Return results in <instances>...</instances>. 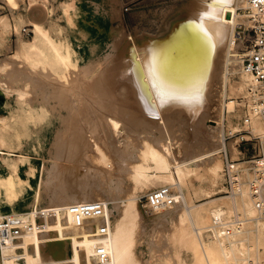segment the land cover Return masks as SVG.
Masks as SVG:
<instances>
[{
    "label": "bare ground",
    "instance_id": "1",
    "mask_svg": "<svg viewBox=\"0 0 264 264\" xmlns=\"http://www.w3.org/2000/svg\"><path fill=\"white\" fill-rule=\"evenodd\" d=\"M4 1L11 9L18 2ZM246 7V0H186L180 7L182 15L166 24L165 30L127 37L116 45L109 64L97 71L95 67L72 70L41 25L29 23L34 36L44 38L63 63L67 73L62 77L43 71L40 63L32 60L27 44L19 42L18 24L14 26L16 49L10 54L11 61L0 62V106L12 93L23 102L42 96L63 108L65 115L48 157L38 158L40 170L32 168L30 177L36 179V185L31 207L6 214L20 217L25 227L16 242L0 246V264H92L89 254L94 240L89 230L98 226L102 217L88 219V230L78 228L66 206L96 199L108 202L110 232L102 245L111 264H147L145 244L156 241L159 247L162 242L164 247L159 250L163 251L168 245L166 238L191 254L190 264H262L264 212L256 209L246 189L228 196L207 195L206 201L192 204L189 190L183 188L200 171L214 181L218 172H223L219 158L222 156L223 162V149L246 170L248 161L240 156L238 147L240 137L251 140V135H258L257 151L264 142V115L252 110L254 80L242 69L237 52L247 25L246 12L240 14L238 9ZM8 20L0 16V26L6 27ZM17 64L22 71L13 70ZM9 72H15L16 78L24 75L25 84L13 86ZM235 76L237 80L230 83L229 78ZM233 88L247 99L242 125L225 124L226 113L243 104L226 101ZM34 110L29 106L25 117H34ZM209 114L215 120L207 129L201 120ZM19 117L0 114V165L4 155L16 159L4 161L10 172L0 176V198L10 207L21 199L20 185L28 183L18 170L29 157L16 152L19 147L11 138V131L20 126ZM245 130H249V137L241 134ZM236 133L240 135L226 141ZM175 148L184 157H178ZM101 173L123 175L112 182L118 192L124 191L121 198L115 199L111 193L108 198L102 191L103 183L91 178ZM125 179L132 184L130 188L124 186ZM148 184L169 186L174 203L157 209L141 203L133 192ZM43 193L47 201L40 205ZM37 207L54 209L51 216L42 219L43 230L34 220ZM237 216L246 219L241 230L229 234L215 231L214 222ZM164 224L169 228L162 237L158 231ZM164 264L185 263L173 247L165 254Z\"/></svg>",
    "mask_w": 264,
    "mask_h": 264
},
{
    "label": "rangeland",
    "instance_id": "2",
    "mask_svg": "<svg viewBox=\"0 0 264 264\" xmlns=\"http://www.w3.org/2000/svg\"><path fill=\"white\" fill-rule=\"evenodd\" d=\"M33 1L34 0H32V2L31 0H18V2L16 1L18 4L13 3L12 9L8 6V10L6 1L0 0V16L5 15L6 18L9 19L8 22H10L6 27L0 26V62L11 61L10 56L13 55L17 45L16 42L18 41L14 26L18 24L17 29L20 30L18 33L19 42L22 41V45H28L24 46L29 50L32 60L40 63L43 71H50L55 76L62 77L63 74L66 75L67 73L63 67V63L56 55L53 54L48 42L44 38L34 36L35 32L32 30V27L28 25L30 19L41 25L46 34L56 44L57 49L65 56V59L72 70H79L83 67H88V69L95 67V71H97L100 67H106L109 64L111 56L116 53V45L120 44L127 37L140 36L144 32L156 34L165 30L166 24H169L173 18H178V15H182V13L179 14L181 9L180 7L183 6V3L186 0ZM39 2H41V5H37ZM19 12L21 13L19 14ZM238 12L240 14H244L245 9L239 8ZM43 18L46 20L44 19V21H42ZM24 19L26 20L24 21ZM21 22L24 23L21 24ZM243 37L242 45L237 49L239 55L244 52L246 46L248 45V38H246V36ZM19 68L21 69L22 67L17 64L13 67V70L22 71V69L20 70ZM14 73L15 72L8 73L10 75L9 77L12 79H10L12 85L17 88L22 87L26 81L25 76L23 75L16 78L14 77L16 76ZM237 78V76L234 78L230 77L229 82L233 84ZM232 90V93L226 96V101L233 99L236 103L243 102V104H236V108L233 112L226 113L225 124L229 125L237 123L242 125L243 115L248 110L247 99L235 88ZM235 94L236 96H231ZM19 100L20 99L15 93L8 95L5 98L4 104L0 106V114L5 115L8 118H16L20 116V126L15 132L14 130L11 131V138L13 139L16 147H19L15 148L16 152L23 153L29 157V161H24L25 165H21L18 170L21 178L28 179V183H22L20 185L22 192L21 199L14 206H7L4 202H2V198H0V215L8 214L13 211H24L31 207L36 185V179L30 177L32 168H36L37 172L40 170L41 161L38 158L48 157V150L55 134L57 133V129L59 130L61 127L62 118L65 115V110L63 108L54 106V104H52L53 101L48 99L46 100L42 96H38L35 99L31 98L30 101L27 102ZM29 106L34 107L36 114L34 117L26 118L25 110ZM213 120H215V117L212 114H209L205 119L201 120V124L203 127L208 129L210 128L209 124H213ZM210 131L211 133L215 132L212 128ZM245 131H243L244 133L241 132V134H247L249 137L251 135L248 132L249 130ZM237 135H240V133L228 136L226 141L235 138ZM250 138L252 139L248 140L244 138L246 140L240 141L237 138L239 143L238 147L242 150V155L240 156H242L244 160H248L251 155L256 152V140H259V136L251 135ZM174 152L177 156L179 155L178 157H184L183 152L178 149L175 148ZM219 158L222 166V156ZM4 161L6 163H10L12 161H16V159L14 156L4 155V159L1 160L0 165V176H4L10 172ZM246 164H248V162L245 163V165ZM38 175L39 173H37V176ZM122 177L123 175L118 173H101L95 175V178L91 175L93 180L97 179L103 183V193H105L108 198H110L108 195L111 193L115 199L121 198L124 191L118 192L112 182H117ZM218 181L220 182L218 183ZM110 185L112 187L109 188ZM131 185L132 184L129 180L125 179L124 186L130 188ZM160 185L162 184L138 186L133 193H135L141 203H144L146 202L144 200V196L150 190ZM185 185L183 188L185 191L189 190L187 192L191 195L189 198L192 204H198L202 201H206L208 199L207 195L211 197L223 194L225 196L229 195L222 192L223 179L221 171L218 172L214 181L213 179L211 180V178L204 171H200L199 176H191ZM196 190L197 192H195ZM46 201V195L43 193L39 200L40 205H45ZM205 204L207 205V203ZM168 228L169 225H162L158 231V235L160 234L163 237ZM146 239L150 240V237L149 239L146 237L145 240ZM166 242L168 245H165L163 251L161 248L159 250V247H164V243L162 242L159 247H157L156 241L153 245L145 244L150 254L146 253V256L143 257L147 264H164L165 254L173 247L177 249L179 257L184 260L185 264H190L192 262L191 254L184 248L178 246L176 242H172V240L167 238ZM156 247L158 249H156ZM166 249L167 252L165 251ZM260 255L262 264H264L263 249H260Z\"/></svg>",
    "mask_w": 264,
    "mask_h": 264
},
{
    "label": "built area",
    "instance_id": "3",
    "mask_svg": "<svg viewBox=\"0 0 264 264\" xmlns=\"http://www.w3.org/2000/svg\"><path fill=\"white\" fill-rule=\"evenodd\" d=\"M246 4L247 25L244 36L248 38V45L239 56L242 69L251 74L254 80V85L250 89L254 103L252 110L256 115H264V0H246ZM247 117L248 115L244 116L245 122ZM239 140L246 139L240 137ZM221 153L223 155V192L235 194L246 189L255 202L256 209L259 212H264V142L261 143L260 149L256 150L247 160L246 170L235 164L225 149ZM249 173L250 176H248ZM173 193V189L169 186L162 185L150 190L144 196V200L153 208H162L174 203ZM107 209L108 202L100 199L75 202L66 206V211L72 215L73 223L78 228L86 227V221L92 217H102L100 224L89 230L92 234L90 237L94 240L92 251L89 254L92 264H111L110 257L102 245V241L110 232L109 218L106 217ZM34 211V220L38 222V228L43 230L45 225L42 219L51 216L54 209L37 207L34 208ZM244 222L246 219L237 216L233 220L214 222V229L229 234L235 230H241ZM24 227V222L20 217L2 215L0 217V246L16 242ZM68 252L72 257V249H69Z\"/></svg>",
    "mask_w": 264,
    "mask_h": 264
},
{
    "label": "crops",
    "instance_id": "4",
    "mask_svg": "<svg viewBox=\"0 0 264 264\" xmlns=\"http://www.w3.org/2000/svg\"><path fill=\"white\" fill-rule=\"evenodd\" d=\"M16 1H18V0H16ZM34 2H36V0H34ZM37 5H41V2H39V3H37ZM29 18V17H28ZM44 19L45 18H43V20L42 21H44ZM46 20V19H45ZM29 23H37V22H35V21H33V20H29ZM29 25V24H28Z\"/></svg>",
    "mask_w": 264,
    "mask_h": 264
}]
</instances>
